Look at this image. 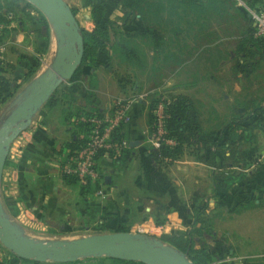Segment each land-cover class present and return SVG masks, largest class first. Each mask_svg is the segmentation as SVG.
Returning <instances> with one entry per match:
<instances>
[{"label":"crops","instance_id":"0c3cea01","mask_svg":"<svg viewBox=\"0 0 264 264\" xmlns=\"http://www.w3.org/2000/svg\"><path fill=\"white\" fill-rule=\"evenodd\" d=\"M65 1L73 9L82 33L83 23L79 21V14H76L80 11L87 13L84 26L92 30L94 25L89 6L83 5L82 0ZM24 2L36 9L29 10V13H42L47 20L46 50L43 55L49 53V58L35 66L26 51L23 53L21 48L18 49L23 45L20 40L22 31L11 28L16 34H13L14 38H9L15 44L11 50L16 52L13 57L6 59L3 73L11 78L15 90L12 96L0 102V127L21 103L31 83L49 69L59 47V37L47 15L30 0ZM6 12L12 13L6 10L0 12V15L7 18L0 21V24L10 26L11 18ZM100 52V47L95 46L94 56ZM102 54L105 55L104 52ZM97 59L95 57L92 61L90 57L83 65L81 62L73 73L74 75L77 69L80 70L76 78L72 75L61 80L8 146L0 179V199L5 215L22 235L36 239L29 236L27 231L41 233L43 229H49L53 225L81 230L90 227L100 230L99 227L105 225L109 229L107 232L139 233L144 230L154 235L146 236L161 239L164 233L187 234L194 225H202V221L194 222L193 215L204 204H207L206 209L211 217L213 212L231 211L228 209L232 207L237 211L239 208L248 210L263 206L259 199L255 200L254 205H250L249 198L243 200L245 197H240L243 193L237 194L236 187L228 188L223 183H215L212 167L200 161L189 147L185 146L183 152L174 159L166 156L156 160L151 155V149L158 147V144L151 136L148 108L142 99L130 103L131 120L118 129L119 137L130 141V147L124 155L101 153L97 159L100 176L87 186L79 180L64 176L62 166L85 134L75 122L77 113L90 109L110 110L117 100L133 99L136 93V84L111 72L104 75V81L109 85L102 87L103 75L99 72L104 71V66L107 65L104 62L98 64ZM12 65L16 71L10 70ZM199 117L205 130H217L227 122L222 120L219 124L207 126L202 122V117ZM260 127H264V122ZM260 127L255 129L253 140L242 148L239 157L245 160L247 170L255 171V180L264 183V167L259 168L261 163L264 164V137L257 141ZM227 217H230L228 213L223 219ZM255 232V236H242L245 238L242 240H248L254 247L260 245L264 242L262 230ZM240 234L245 236V232ZM197 240L195 235V242ZM214 245L213 242L210 251L215 254V260L210 264L232 258L230 254L216 256ZM256 255L261 254H243L244 257Z\"/></svg>","mask_w":264,"mask_h":264},{"label":"rangeland","instance_id":"374dc122","mask_svg":"<svg viewBox=\"0 0 264 264\" xmlns=\"http://www.w3.org/2000/svg\"><path fill=\"white\" fill-rule=\"evenodd\" d=\"M24 1L0 0V12H12H6L11 18L10 26L6 24L9 28L0 24V60L4 66L6 59L16 52L11 50L15 44L9 38L16 35L11 28L22 31L20 40L23 45L18 49L21 48L23 53L26 51L35 66L49 58V53L43 55L47 20L42 13H29V10L36 9ZM82 2L90 8L92 30L104 25L107 20L113 21L110 37L114 39L105 47V55L102 51L94 56L95 47L91 55L92 61L96 57L98 64L104 62L107 65L104 67L108 70L99 72L103 75L102 87L109 85L104 81V75L110 72L130 79V83L137 86L132 102L142 99L148 108V120L152 99H168L171 94L190 97L198 116L207 126L233 117H245L257 105L264 103V41L257 43L258 39L264 38V0H203L202 4L157 0L153 4L145 3L142 11H135L130 16H127L129 8L117 0ZM76 14L83 23L82 29L89 30L84 26L87 13L80 11ZM53 41L55 49L54 37ZM42 67L43 64L40 69ZM10 70L16 71L14 65ZM263 137L264 127H260L257 141ZM253 186L256 187L254 190L240 197L254 196L259 199L258 185ZM259 203L263 206L248 210L239 208L237 211L232 207L228 209L231 211L213 212L212 217L202 222L206 224L200 225L201 232H195L198 238L196 245L207 246L210 250L214 242L216 256L232 255V258L212 264H247L252 263V259L261 260L264 257V242L254 247L248 240H242L246 236H255L256 230H262L264 239V224H260L264 223L262 197ZM227 213L230 217L223 219ZM108 230L53 225L41 233L27 231V234L41 240H71ZM241 232H245V236ZM138 234L153 235L144 230ZM244 253L261 255L244 257ZM0 257L18 264H61L56 260H18L16 254L1 241ZM107 257L81 256L63 264H108Z\"/></svg>","mask_w":264,"mask_h":264},{"label":"trees","instance_id":"16d2710c","mask_svg":"<svg viewBox=\"0 0 264 264\" xmlns=\"http://www.w3.org/2000/svg\"><path fill=\"white\" fill-rule=\"evenodd\" d=\"M119 3L124 4L125 7L129 8L128 15H132L135 11H142L144 4H153L157 0H117ZM188 1L193 3L202 4L203 0H179ZM7 20L5 15H0V21ZM113 24L112 20L105 21L104 25L97 26L94 30H84V55L82 64L89 61L92 53V49L95 46H99L100 50L106 52L107 45L111 42L110 30ZM116 35V33H115ZM254 40V39H253ZM264 41L263 39H258L257 43ZM80 65V66H81ZM5 66L3 61L0 60V102L12 96L15 90V84L10 77L3 73ZM80 70L77 69L73 78H76ZM160 97H155L152 99L149 105V123L150 130L155 129V113L154 108ZM167 105L165 108V126L166 135L171 136L176 140L175 144L161 143L158 147L151 149V155L156 159H161L162 157L176 158L184 150L185 146L189 147L193 153L197 155L200 161L212 167V175L215 183H223L226 187H236L238 193L249 194L250 191L254 190L253 185H258V196L264 199V183H258L255 180V171L247 170L245 166V160L239 157V154L243 147L248 145L255 136V129L260 127L264 122V105L260 103L255 109L247 116L243 117H233L228 120L221 128L215 130H205L200 123L196 107L190 97L186 95H171L170 98L166 99ZM95 109L80 111L77 113L76 124L79 128L85 131L83 140L76 146L77 148L81 143H84L87 139L88 133L91 129V122L85 121L79 118L83 113L91 114ZM256 115V116H255ZM117 127L114 131L115 139H123L119 137ZM130 147L123 149L121 155H124ZM76 148V149H77ZM75 149V150H76ZM104 150L101 149L97 154V157L103 153ZM75 153V151L73 152ZM113 153V152H112ZM114 154V153H113ZM243 162V164H241ZM264 164L261 163L259 168H263ZM67 178H74L78 180V177L72 173H63ZM87 184H83L87 186ZM240 183V184H239ZM253 186V187H252ZM259 198V200L261 199ZM248 199L245 197L243 200ZM257 197H250L249 204L254 205ZM207 204L202 205L197 208L194 213V222L199 221L206 222L210 217V212L207 211ZM206 223H202L204 225ZM205 226V225H204ZM99 228H107L102 225ZM203 229L200 226L194 225L187 234L180 233H164L161 238L167 243L171 244L173 247L180 251L185 252L191 260L197 264H210L215 260V254H213L207 246H197L195 242V232H201ZM18 260H33L21 257L16 254ZM110 259L108 264H145L142 261H135L132 259H123L108 256ZM253 262L247 264H264V257L261 260L252 259ZM250 261V260H249ZM41 262V261H39ZM58 263H66L64 261H58ZM0 264H18L16 261H12L7 258L0 257Z\"/></svg>","mask_w":264,"mask_h":264},{"label":"water","instance_id":"95a60500","mask_svg":"<svg viewBox=\"0 0 264 264\" xmlns=\"http://www.w3.org/2000/svg\"><path fill=\"white\" fill-rule=\"evenodd\" d=\"M30 1L53 23L59 37V47L49 69L31 83L21 103L0 127V179L10 142L25 128L33 112L52 94L58 83L73 75L84 55V36L67 2ZM0 241L19 256L38 261H72L81 256L108 255L140 260L147 264H197L185 252L162 239L131 231L97 233L72 240L43 241L26 237L5 215L1 199Z\"/></svg>","mask_w":264,"mask_h":264},{"label":"built area","instance_id":"2783aa9c","mask_svg":"<svg viewBox=\"0 0 264 264\" xmlns=\"http://www.w3.org/2000/svg\"><path fill=\"white\" fill-rule=\"evenodd\" d=\"M165 98H161L154 108L155 129L151 131V136L158 145L163 142L176 143L173 137L166 135L165 108L167 101ZM132 101L133 99H120L110 110L95 109L91 114L83 113L79 116L80 119L91 122V129L86 141L80 144L75 153L62 166V173L75 174L82 184H87L100 176L97 160L99 151L103 149L104 152H113L115 155H119L130 144L127 138L115 139L113 134L117 127L131 120L130 103Z\"/></svg>","mask_w":264,"mask_h":264}]
</instances>
